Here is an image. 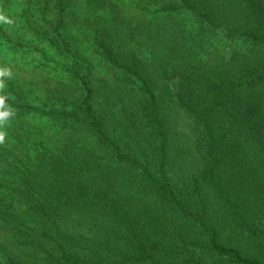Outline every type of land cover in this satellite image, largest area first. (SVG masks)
<instances>
[{"label":"trees","instance_id":"16d2710c","mask_svg":"<svg viewBox=\"0 0 264 264\" xmlns=\"http://www.w3.org/2000/svg\"><path fill=\"white\" fill-rule=\"evenodd\" d=\"M84 1L89 57L61 34L74 0H0L12 20L0 69L49 74L35 38L71 89L5 78L16 114L0 145V264H264V0L138 3L182 19L211 54L165 55L156 80L117 51L98 15L112 0ZM26 52L31 65L18 63ZM172 110L193 120L194 148L174 153ZM189 156L195 170L177 174Z\"/></svg>","mask_w":264,"mask_h":264},{"label":"rangeland","instance_id":"374dc122","mask_svg":"<svg viewBox=\"0 0 264 264\" xmlns=\"http://www.w3.org/2000/svg\"><path fill=\"white\" fill-rule=\"evenodd\" d=\"M41 3L42 0H39ZM75 9L67 16L64 26L61 29L62 36L72 42L75 50L82 56L89 57V37L94 30V14L87 11L84 0H74ZM112 7L100 10L98 15L110 17V27L114 33L115 47L123 56L136 55L144 66L150 71L151 77L156 80L158 77V62L165 56H172L178 60L193 59L201 56L204 62L210 61L211 54L201 44L197 43L189 30H185L183 20L174 21L167 17L144 16L138 3L143 6H153V2L145 0H112ZM160 5V2H157ZM8 4L0 8H4ZM182 23V24H181ZM181 24V25H180ZM185 31H184V30ZM183 33H182V32ZM31 45L35 46L41 53L46 55L49 63L42 62L48 69L49 74L34 73L33 71L8 70L11 76H15L20 82L26 83L34 90H45L47 87H57L62 92H71L68 79L55 71L58 61L55 59V51L45 42L33 38ZM29 52L18 55V63L31 65ZM57 62V63H56ZM213 62V60H212ZM7 65V64H5ZM99 65V64H98ZM18 71V72H17ZM108 80L107 73L100 66L96 72V81L102 87ZM171 124L173 127L172 149L176 151L182 147L194 148L195 124L193 120L182 112L172 110ZM178 160L175 171L178 174H187L195 170L197 160L194 156Z\"/></svg>","mask_w":264,"mask_h":264},{"label":"clouds","instance_id":"9594fccd","mask_svg":"<svg viewBox=\"0 0 264 264\" xmlns=\"http://www.w3.org/2000/svg\"><path fill=\"white\" fill-rule=\"evenodd\" d=\"M10 20L2 11H0V24H11ZM8 70L0 69V145H4L8 136L6 127L10 120L15 116V109L7 103L8 96L3 94L7 88L6 77H10Z\"/></svg>","mask_w":264,"mask_h":264}]
</instances>
